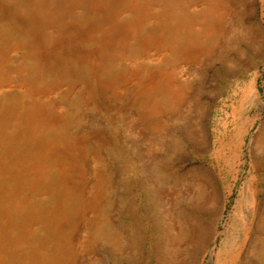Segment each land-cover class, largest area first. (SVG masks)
Wrapping results in <instances>:
<instances>
[{
    "label": "rangeland",
    "instance_id": "374dc122",
    "mask_svg": "<svg viewBox=\"0 0 264 264\" xmlns=\"http://www.w3.org/2000/svg\"><path fill=\"white\" fill-rule=\"evenodd\" d=\"M258 137L264 0H0V264H264Z\"/></svg>",
    "mask_w": 264,
    "mask_h": 264
},
{
    "label": "bare ground",
    "instance_id": "6f19581e",
    "mask_svg": "<svg viewBox=\"0 0 264 264\" xmlns=\"http://www.w3.org/2000/svg\"><path fill=\"white\" fill-rule=\"evenodd\" d=\"M142 2V1H141ZM141 4V3H140ZM100 5V4H99ZM131 5V4H130ZM134 6V5H133ZM142 6V5H141ZM127 8V7H126ZM101 10V9H100ZM100 12V11H99ZM140 12V11H139ZM101 13V12H100ZM146 13V12H145ZM106 14H107V12H106ZM211 14H212V10H206L205 11V14H204V17H206V19H207V17L209 18V17H211ZM137 15V14H136ZM102 18V17H101ZM104 18V17H103ZM109 18V17H108ZM140 18V17H139ZM210 19V18H209ZM109 20H110V18H109ZM92 21V20H91ZM137 21V20H136ZM139 21V20H138ZM106 22H108L107 21V19H106ZM95 23V22H94ZM115 23V22H114ZM108 24V23H107ZM110 24V23H109ZM118 24V23H117ZM116 24V25H117ZM97 25V24H96ZM125 25V24H124ZM98 26V25H97ZM105 26H106V24H105ZM110 26V25H109ZM117 26H119V25H117ZM116 26V27H117ZM226 26V25H225ZM91 27V26H90ZM113 27V26H112ZM119 27H121V26H119ZM114 28V27H113ZM179 28V27H178ZM92 29V28H91ZM125 29V28H124ZM181 29V28H180ZM66 30V29H65ZM73 30V29H72ZM114 30H116V29H114ZM122 30V29H121ZM209 31H207V32H205L206 33V35H208V33H211L212 31H215V30H217V28H215V26H214V24H210V26H209V29H208ZM81 31H83V30H81ZM105 31V30H104ZM108 31V30H107ZM110 31V30H109ZM118 31V30H117ZM120 31V30H119ZM128 32V31H127ZM36 33V32H35ZM84 33V32H83ZM82 33V34H83ZM112 33V32H111ZM115 33V32H114ZM120 33V32H119ZM110 34V33H109ZM109 34H107V35H109ZM116 34V33H115ZM118 34V33H117ZM116 34V35H117ZM203 34H204V32H203ZM205 35V34H204ZM81 36V35H80ZM85 36H87V35H85ZM110 36V35H109ZM40 37V36H39ZM81 37H83V36H81ZM125 37V36H124ZM100 38V37H99ZM108 38V37H107ZM57 39V38H56ZM70 39V38H69ZM117 39V38H116ZM34 40V39H33ZM39 40V39H38ZM37 40V41H38ZM107 40V39H106ZM92 41H93V39H92ZM103 41H104V39H103ZM108 41V40H107ZM109 41H111V40H109ZM108 41V42H109ZM53 42H56L55 40L53 41ZM65 42V41H64ZM98 42V41H97ZM107 42V43H108ZM58 43V42H57ZM61 43V42H60ZM69 43V42H68ZM115 43V42H114ZM113 43V44H114ZM109 44V43H108ZM190 44H195V43H189V45H187V46H185V50H184V55H182L183 56V58H189L190 60L191 59H194L193 57H196V55H199L198 53H199V51H200V49L198 48V45H194V46H192V45H190ZM51 45H52V43H51ZM53 45H54V43H53ZM52 45V46H53ZM57 45V44H56ZM72 45V44H71ZM98 45V44H97ZM103 45V44H102ZM109 46V45H108ZM64 47V46H63ZM106 47V46H105ZM111 47V46H110ZM168 47V46H167ZM52 49V48H51ZM56 49V48H55ZM81 49V48H80ZM83 49V48H82ZM81 49V50H82ZM97 49V48H96ZM102 49V48H101ZM99 50V49H98ZM72 51H74V53H75V50H72ZM85 51V50H84ZM95 51V50H94ZM101 51V50H100ZM63 52V51H62ZM79 52H82V51H79ZM103 52V51H102ZM85 53H87V51L86 52H84V54ZM98 53H101V52H98ZM206 53V52H205ZM82 55V54H81ZM100 55V54H99ZM98 55V56H99ZM201 55V54H200ZM85 56V55H84ZM84 56H83V58H84ZM79 57V56H78ZM198 57V56H197ZM201 57V56H200ZM91 58V57H90ZM196 59V58H195ZM194 59V60H195ZM88 62V61H87ZM94 69V68H93ZM93 69H92V71H93ZM93 72H95V71H93ZM91 74V73H90ZM173 74V73H172ZM175 75V74H174ZM165 76V75H164ZM169 76V75H168ZM177 77V76H176ZM154 78V77H153ZM151 76H147L146 77V79L144 80V83L142 84V86H141V88L138 90V91H136V94H139L140 95V93L141 94H143L144 95V93H147V92H149L151 89H153L154 87H155V84L157 85V81L156 80H154ZM164 77H162V79H163ZM165 79V78H164ZM172 79V78H171ZM169 80V79H168ZM178 80H180V79H178ZM160 81V80H159ZM158 81V82H159ZM162 81V80H161ZM160 81V82H161ZM164 81V80H163ZM166 81V80H165ZM169 82V81H168ZM170 83H171V81H170ZM175 83V82H174ZM90 85V84H89ZM161 85V84H160ZM168 87V89L171 87H169V86H167ZM158 88V87H157ZM163 89V88H162ZM166 89V88H165ZM178 91H174L175 93H174V96H173V98L172 99H178V98H181V97H183L184 96V94L182 93V90L180 91V88L178 87ZM169 91V90H168ZM167 91V92H168ZM87 92V91H86ZM93 92V91H92ZM152 92H154V91H152ZM155 92H157V91H155ZM246 92H248L249 93V95L251 94L252 96L254 95V93H253V86H252V83H248V86H247V88H246ZM148 94V93H147ZM157 94H159V93H157ZM154 95V94H153ZM164 97V96H163ZM165 97H166V95H165ZM185 97V96H184ZM143 98V97H142ZM186 98V97H185ZM144 99V98H143ZM148 99V98H147ZM154 100H158V99H154ZM186 100V99H185ZM179 101V100H178ZM177 101V102H178ZM134 102V101H133ZM166 102H167V100H166ZM180 102V101H179ZM159 103V102H158ZM172 103H173V101H172ZM146 104V103H145ZM144 104V105H145ZM154 104H156V103H154ZM154 104H152L151 106H150V104H149V106L151 107V110H154V108H156V105H154ZM144 105H142V107L144 106ZM158 105V104H157ZM160 105H162V104H160ZM166 105V104H165ZM164 106V105H163ZM166 106H168V105H166ZM141 107V108H142ZM165 107V106H164ZM170 107V106H169ZM165 108H167V107H165ZM156 110H158L157 108H156ZM148 111H150V110H148ZM151 112V111H150ZM144 115V114H143ZM143 117V116H142ZM140 118H141V114H140ZM140 120H142V119H140ZM139 120V121H140ZM150 122V121H149ZM254 148L256 149V151H258L259 153H262V152H264V137H258L257 138V140H256V143L254 144ZM253 179H250V181H248L247 183H246V185H245V187H244V189L240 192V196H239V199L237 200V202H236V207H235V215H234V218L236 219V220H234V223H233V225H232V228H231V231H229L228 232V234L226 235V238H225V243L223 244V246H222V248H221V250H219V252L217 253V255H216V257H217V261H220V263H223V262H227L228 261V259H229V256H230V253H231V250H232V248H233V245H235V242H236V237H237V234H239V230H240V226L239 225H242L243 224V222L244 221H247L248 223L249 222H251V220L253 219V216H254V212H255V210H256V207H257V201H256V189H255V187L253 186ZM185 194V193H184ZM67 197H68V195H66ZM209 199V197H207L206 198V200H208ZM87 208V207H86ZM80 210V209H79ZM257 228H256V230L258 229L259 231H257V234L258 235H256L255 236V239H254V243H249L248 244V248H249V250H250V257L252 258V259H255L257 262H264V210L257 216ZM184 228V227H183ZM173 229H175V228H173ZM178 231V230H177ZM191 231V230H190ZM179 235H181V234H179ZM179 235H178V237H179ZM93 237V236H92ZM169 237V236H168ZM175 238V237H174ZM176 239V238H175ZM250 239H252V238H250ZM168 240V239H167ZM172 240H173V238H172ZM93 243V242H92ZM174 243H175V241H174ZM95 246V245H94ZM94 248V247H93ZM178 255V254H177ZM177 255H176V257H177Z\"/></svg>",
    "mask_w": 264,
    "mask_h": 264
}]
</instances>
